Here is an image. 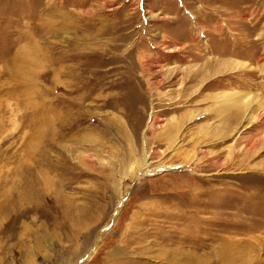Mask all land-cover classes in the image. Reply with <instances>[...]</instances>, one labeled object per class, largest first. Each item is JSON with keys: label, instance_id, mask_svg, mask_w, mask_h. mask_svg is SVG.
<instances>
[{"label": "rangeland", "instance_id": "rangeland-1", "mask_svg": "<svg viewBox=\"0 0 264 264\" xmlns=\"http://www.w3.org/2000/svg\"><path fill=\"white\" fill-rule=\"evenodd\" d=\"M0 264H264V0H0Z\"/></svg>", "mask_w": 264, "mask_h": 264}, {"label": "bare ground", "instance_id": "bare-ground-1", "mask_svg": "<svg viewBox=\"0 0 264 264\" xmlns=\"http://www.w3.org/2000/svg\"><path fill=\"white\" fill-rule=\"evenodd\" d=\"M209 64V63H208ZM210 65V64H209ZM208 66V65H207ZM209 68V67H208ZM212 70H213V66H212V68H211ZM209 71V70H208ZM215 115V114H214ZM214 118V117H213ZM212 119V118H211ZM150 125H152V121H150L149 120V124H148V126L150 127ZM149 164V161H148V154L147 153H145V155H144V166H147ZM143 172V171H142ZM146 172V171H145ZM125 199V198H124ZM118 211H119V208L117 209V211H116V213L115 214H117L118 213Z\"/></svg>", "mask_w": 264, "mask_h": 264}]
</instances>
